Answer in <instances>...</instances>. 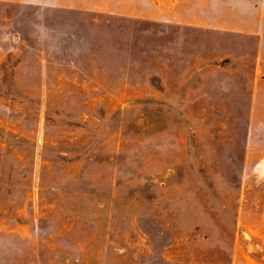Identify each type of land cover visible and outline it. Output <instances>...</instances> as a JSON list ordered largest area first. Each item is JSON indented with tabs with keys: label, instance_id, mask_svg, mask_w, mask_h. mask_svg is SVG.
<instances>
[{
	"label": "rangeland",
	"instance_id": "rangeland-1",
	"mask_svg": "<svg viewBox=\"0 0 264 264\" xmlns=\"http://www.w3.org/2000/svg\"><path fill=\"white\" fill-rule=\"evenodd\" d=\"M222 5L0 0V264H264V47Z\"/></svg>",
	"mask_w": 264,
	"mask_h": 264
},
{
	"label": "crops",
	"instance_id": "crops-1",
	"mask_svg": "<svg viewBox=\"0 0 264 264\" xmlns=\"http://www.w3.org/2000/svg\"><path fill=\"white\" fill-rule=\"evenodd\" d=\"M221 5L229 13L247 14L256 17V22L253 25L247 24V27L239 28L244 31L238 32L235 35L238 37L255 38L259 36L258 44L263 49L264 47V0H216V5ZM249 21V19H247ZM243 33V34H242Z\"/></svg>",
	"mask_w": 264,
	"mask_h": 264
}]
</instances>
